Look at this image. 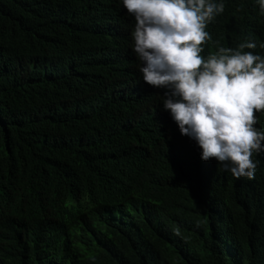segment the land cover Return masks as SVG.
<instances>
[{"label":"trees","instance_id":"obj_1","mask_svg":"<svg viewBox=\"0 0 264 264\" xmlns=\"http://www.w3.org/2000/svg\"><path fill=\"white\" fill-rule=\"evenodd\" d=\"M216 2L201 55L264 56L258 0ZM135 23L122 0H0V264H264V153L252 179L201 160Z\"/></svg>","mask_w":264,"mask_h":264},{"label":"clouds","instance_id":"obj_2","mask_svg":"<svg viewBox=\"0 0 264 264\" xmlns=\"http://www.w3.org/2000/svg\"><path fill=\"white\" fill-rule=\"evenodd\" d=\"M135 17L133 51L145 83L167 91L163 108L181 135L201 149V160L215 159L236 179L254 178L264 153V131L256 127L264 112V56L244 42L201 55L206 28L223 13L216 0H122ZM264 12V0H258ZM264 48V43L260 44ZM179 234V233H177Z\"/></svg>","mask_w":264,"mask_h":264}]
</instances>
